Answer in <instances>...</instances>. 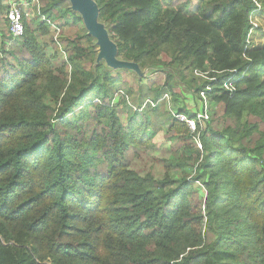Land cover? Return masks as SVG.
Listing matches in <instances>:
<instances>
[{
	"label": "trees",
	"instance_id": "trees-1",
	"mask_svg": "<svg viewBox=\"0 0 264 264\" xmlns=\"http://www.w3.org/2000/svg\"><path fill=\"white\" fill-rule=\"evenodd\" d=\"M94 1L144 90L59 0L41 10L56 40L38 19L13 38L0 0V264H264V0ZM176 77L222 113L201 125ZM158 131L178 148L154 174Z\"/></svg>",
	"mask_w": 264,
	"mask_h": 264
},
{
	"label": "rangeland",
	"instance_id": "rangeland-1",
	"mask_svg": "<svg viewBox=\"0 0 264 264\" xmlns=\"http://www.w3.org/2000/svg\"><path fill=\"white\" fill-rule=\"evenodd\" d=\"M47 0H36L33 3H30L27 7L22 8L24 12V19L29 20V19H38V20H43V16L45 18L44 21H46L48 24L51 22L50 19L47 18L46 15H41V10L43 9L45 2ZM180 0H165L166 4L169 5H174ZM192 3H196V5L199 3V0H192ZM59 6L60 7H69L73 12H75L79 17L82 16V12L78 9H75L72 6V3L70 0H59ZM82 19V17H81ZM96 23L100 25L105 32L106 38L108 41L112 44V46L109 47L106 45H103V43L95 36L91 35L89 33V30L85 27L83 21L81 23H75L73 26L74 28H77L78 26L85 27L87 29V33L91 35L95 40H94V51H95V59L97 61H102L105 63L112 64L113 66H122L123 69H126L129 74L134 75V80H132V85L134 90L137 89V87L141 86L143 90L147 88V78L152 76L150 73L149 68H141L137 64L131 62V61H126V60H121L117 57V51H116V44L113 41L109 29L106 24L101 23L97 20L96 18ZM80 24V25H79ZM51 32L53 31L54 33V38L55 40L60 34V28L57 26L55 23L51 22L50 23V28ZM58 29V30H56ZM120 61V62H116ZM141 78V81L139 80ZM176 86L173 89L174 92H176L179 96L178 98V103L180 102H185L188 106L189 109H191L193 112H200V109L203 108L204 110L207 111V118H209V113L211 110L214 113V116L220 115L222 113V108L221 106H216L215 110H213V107L210 109L208 105V101L206 105H204V97L201 100L197 96L192 95V91L187 90V88L179 83V77H176ZM202 91V90H201ZM201 91L199 92V95L201 94ZM186 96V97H185ZM201 96V95H200ZM144 98V97H143ZM202 98V97H201ZM133 100H135V97H133ZM131 98L127 97V102L129 105H134L135 101H133ZM159 101L166 102L167 109L170 111L171 115L176 114V110L173 108L174 103L172 102V98L170 94H164L162 96V99ZM152 99L149 97H145L144 100L142 101V108L153 105ZM154 106V105H153ZM210 110V111H209ZM185 116H187L185 113H183ZM204 127V125H203ZM151 145L146 146L142 145L141 148V155L143 156V159L145 163L143 164L145 168L151 170L154 174H159L164 171L163 166H169L170 162H166L168 158H172V151H175V148L177 146L173 147V144L171 141L167 140L165 138V133L164 131H158L154 137L151 139ZM178 148V147H177ZM158 159V160H154ZM172 169V170H171ZM170 173L175 178L178 180L179 174L177 173V170L175 167H170Z\"/></svg>",
	"mask_w": 264,
	"mask_h": 264
},
{
	"label": "built area",
	"instance_id": "built-area-1",
	"mask_svg": "<svg viewBox=\"0 0 264 264\" xmlns=\"http://www.w3.org/2000/svg\"><path fill=\"white\" fill-rule=\"evenodd\" d=\"M36 0H4L5 8H4V17L8 20L9 22V30L13 38L21 36L24 31V12L23 9L24 7H27L30 5V3H33ZM257 11V10H254ZM41 15H43L41 13ZM43 20H45L43 16ZM250 20H252V15L250 16ZM58 30V29H56ZM236 71L231 73L227 78L224 79L223 81V87L225 90H227L230 93H233L236 90L235 87V80L234 79V74ZM201 75V74H199ZM201 76H205V74H202ZM210 86L209 84L206 86V90H209ZM206 93L207 91L202 90L201 91V97L205 98L204 100V105H206ZM205 107V106H204ZM204 107L200 109V112L196 113V119L203 124L204 120L207 119V111L204 110ZM178 121L185 123L187 127L190 129V131L193 133L196 130V123L197 120L194 118H189L188 116H185L183 113H176L173 114ZM195 140L197 142V146L201 148V143L199 139V135H196Z\"/></svg>",
	"mask_w": 264,
	"mask_h": 264
},
{
	"label": "water",
	"instance_id": "water-1",
	"mask_svg": "<svg viewBox=\"0 0 264 264\" xmlns=\"http://www.w3.org/2000/svg\"><path fill=\"white\" fill-rule=\"evenodd\" d=\"M72 6L82 12V21L85 27L89 30V33L97 37L103 45L109 47L112 44L106 38L105 32L102 27L96 23V15L98 12L97 4L94 0H70ZM117 63L119 61H116ZM109 64V63H108ZM112 65V64H110Z\"/></svg>",
	"mask_w": 264,
	"mask_h": 264
}]
</instances>
